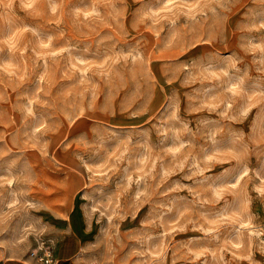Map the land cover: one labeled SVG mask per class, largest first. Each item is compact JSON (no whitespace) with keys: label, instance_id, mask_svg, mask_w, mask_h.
I'll use <instances>...</instances> for the list:
<instances>
[{"label":"rangeland","instance_id":"374dc122","mask_svg":"<svg viewBox=\"0 0 264 264\" xmlns=\"http://www.w3.org/2000/svg\"><path fill=\"white\" fill-rule=\"evenodd\" d=\"M72 208L77 264H264V0H0V259Z\"/></svg>","mask_w":264,"mask_h":264},{"label":"crops","instance_id":"0c3cea01","mask_svg":"<svg viewBox=\"0 0 264 264\" xmlns=\"http://www.w3.org/2000/svg\"><path fill=\"white\" fill-rule=\"evenodd\" d=\"M55 221L54 237L56 238V243L54 242L53 247H51L54 257V261L51 264H77L76 257L88 242L89 223L85 221L84 214L80 209L74 211L73 208L69 210L66 217L57 218ZM35 262L48 264L37 260ZM0 264L30 263L25 260L6 258L0 259Z\"/></svg>","mask_w":264,"mask_h":264},{"label":"built area","instance_id":"2783aa9c","mask_svg":"<svg viewBox=\"0 0 264 264\" xmlns=\"http://www.w3.org/2000/svg\"><path fill=\"white\" fill-rule=\"evenodd\" d=\"M42 252H32L31 255L36 258L38 262L51 264L54 261L52 248L48 247L44 249L42 247Z\"/></svg>","mask_w":264,"mask_h":264}]
</instances>
